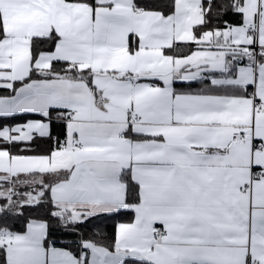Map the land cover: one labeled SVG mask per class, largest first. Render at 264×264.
<instances>
[{
  "label": "snow or ice",
  "instance_id": "6c2138e0",
  "mask_svg": "<svg viewBox=\"0 0 264 264\" xmlns=\"http://www.w3.org/2000/svg\"><path fill=\"white\" fill-rule=\"evenodd\" d=\"M0 264H264V0H0Z\"/></svg>",
  "mask_w": 264,
  "mask_h": 264
},
{
  "label": "trees",
  "instance_id": "16d2710c",
  "mask_svg": "<svg viewBox=\"0 0 264 264\" xmlns=\"http://www.w3.org/2000/svg\"><path fill=\"white\" fill-rule=\"evenodd\" d=\"M225 20H229V21H232L235 19V17L229 13L228 15H226L224 17ZM197 85L196 84H193V87H196ZM30 118H39L38 116H34V115H18L16 116L14 119H6L3 121V123H8V124H17V123H24L25 121H27L28 119ZM45 142L44 141H41L39 139H37L36 141V144H44ZM33 147L35 146V144L32 145ZM21 147H23V145H21ZM130 215V214H128ZM121 218H126V215L125 216H122ZM108 227L106 229V231H108L109 233L112 232V221L109 220V221H106L105 222ZM61 239H70V238H65V237H61Z\"/></svg>",
  "mask_w": 264,
  "mask_h": 264
},
{
  "label": "crops",
  "instance_id": "0c3cea01",
  "mask_svg": "<svg viewBox=\"0 0 264 264\" xmlns=\"http://www.w3.org/2000/svg\"><path fill=\"white\" fill-rule=\"evenodd\" d=\"M30 119H38V118H30ZM29 120V119H28ZM26 122V121H25Z\"/></svg>",
  "mask_w": 264,
  "mask_h": 264
}]
</instances>
